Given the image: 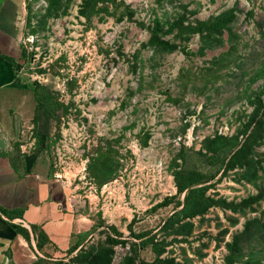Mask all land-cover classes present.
I'll list each match as a JSON object with an SVG mask.
<instances>
[{
    "label": "rangeland",
    "instance_id": "1",
    "mask_svg": "<svg viewBox=\"0 0 264 264\" xmlns=\"http://www.w3.org/2000/svg\"><path fill=\"white\" fill-rule=\"evenodd\" d=\"M115 1L108 4L113 13L86 19L78 12L80 0H68L65 12L40 23L46 0H17L22 88H0V122L17 121L16 112L32 106L34 81L59 101L55 121L47 124L49 166L66 186L72 209L92 218L79 246L104 239L109 225L116 237L131 241L113 244L109 264L133 251L134 264L169 258V264H224L228 254L230 264H264V108L257 115L261 134L251 143L255 172L248 178L239 176L242 167H219L229 144L213 149L211 141L216 134L241 141L252 128L251 112L264 105V0ZM229 8L234 16L229 29H221L220 43L203 46L197 32L174 36L173 29L164 37L174 49L143 44L154 17L166 28L177 18L183 24L207 20ZM19 115L24 122L31 118ZM107 146L115 170L98 184L89 165ZM180 167L205 176L193 186L205 185L202 193L210 199L202 212L179 220L191 223L186 234L164 228L186 190L177 205L174 199L154 205L176 192L172 172ZM252 219L258 222L246 223ZM129 229L143 234L131 236ZM79 246L55 258L40 256L39 264H77L71 256ZM237 246L239 259L231 255Z\"/></svg>",
    "mask_w": 264,
    "mask_h": 264
},
{
    "label": "crops",
    "instance_id": "2",
    "mask_svg": "<svg viewBox=\"0 0 264 264\" xmlns=\"http://www.w3.org/2000/svg\"><path fill=\"white\" fill-rule=\"evenodd\" d=\"M17 3L0 0V53L12 57H0V88H22L16 78L22 55L13 19ZM32 100V106L19 114L32 115L33 96ZM16 114L19 120L0 122V264H33L40 256L64 254L70 244L81 245L92 218L72 209L66 186L51 171L48 133L35 132L30 119L21 121ZM17 226L24 227L27 236Z\"/></svg>",
    "mask_w": 264,
    "mask_h": 264
},
{
    "label": "trees",
    "instance_id": "3",
    "mask_svg": "<svg viewBox=\"0 0 264 264\" xmlns=\"http://www.w3.org/2000/svg\"><path fill=\"white\" fill-rule=\"evenodd\" d=\"M68 0H46V4L44 6V11L41 13L40 23H43L44 19L47 16H56L65 12V7L67 5ZM118 4L119 2L115 0H80V5L78 8V12L84 16L86 19H89L92 14H96L98 18H102V14H110L113 13V10H109L108 4ZM126 14L130 15L131 11L126 9ZM234 13L232 8L227 10H222L214 17L207 20H194L193 22H186L183 24L181 18H177L168 22L166 28H163V22L154 17L152 20V24L147 27L148 36L143 44L149 45L151 47H155L158 50H172L176 47V43L168 38H165V33H170L173 29H176V32L173 31V35H177V33H185L188 37L189 34L197 32L199 34V39L203 43V46L208 45L212 46L216 43L221 42L220 31L222 28H227L228 23L233 18ZM120 17V16H119ZM20 48H23L20 45ZM0 57L8 59L12 61V57L7 56L5 54L0 53ZM32 90V94L35 100L34 110L31 115V120L33 123V129L35 132L42 133H50V129H48V122L53 120L55 121L57 114V109L61 108L60 103L54 97L50 95V93L46 90L44 86L34 81L33 85L30 86ZM263 106V107H262ZM264 105H260L255 109V111L251 112L249 121L252 123V128L245 133V129L242 130L245 134L243 135L242 140H231V138H226L221 134H216L212 137L211 141L215 144L213 149L220 148L223 142H227L229 144V149L219 158V167L223 163V169H229L233 167H242L241 170H237L239 176H244L248 178L250 174H254L253 169V158L250 156L252 142H254L257 137L261 134L259 129L262 127V120L257 117L259 109H263ZM58 119V117H57ZM243 134V133H242ZM48 141V147L49 142ZM236 146L230 152H228L232 147ZM98 147V146H97ZM96 147V149H97ZM203 147L207 150L210 147L209 140L203 142ZM98 153H96L93 157V164L89 165V169L92 171L94 176L97 179V183L100 184L103 179L110 177L113 175L115 170V164L113 162V158H111L108 152H111V148L107 146L106 149H98ZM226 157V159H225ZM225 159V160H224ZM253 170L250 174L247 172ZM173 179L176 188V192L171 195L164 196L160 201L156 202L154 205L159 206L168 203L173 200L174 205L179 203L178 193L182 190H186L183 199L181 201V206L178 209L172 211L170 215H168L165 219L164 228L168 227L171 233H188L190 231V222L189 221H181L180 219L189 217L193 214H197L198 212H202L204 210L205 202H209L210 199L204 197L203 189H205V185L203 186H193L196 182L202 181L205 176H203L198 170L193 169L189 170L188 168L180 167L173 169ZM247 203V202H245ZM4 213H11V210L2 209ZM258 222L257 219H252L250 222ZM176 223V224H174ZM263 223L260 222L259 225ZM92 225V224H91ZM130 226V223L128 224ZM185 227V228H184ZM110 231L106 232L104 239L96 242H89L84 247L79 246L77 251L71 256L72 260H75L77 264H109L110 256L113 252V244L115 243H124L125 238L116 237L114 234H117L118 231L113 225H109ZM163 228V227H162ZM163 228V229H164ZM165 230V229H164ZM17 231L27 236V230L22 226H17ZM129 234L134 237H139L143 233L142 232H133L129 229ZM83 238V237H82ZM147 239H152L148 237L144 240H141L139 243L146 242ZM129 241V240H128ZM131 242V241H129ZM134 243V242H133ZM78 243L70 244L65 252H70L74 248L77 247ZM236 247V246H235ZM234 247V248H235ZM231 247V243H228V249H234ZM155 249V248H154ZM156 252L160 251L159 249H155ZM234 255L236 259L241 257L240 248L237 246L236 251L231 253ZM243 255V252H242ZM136 256V252H132V254H125L120 264H134V257ZM233 258V257H232ZM242 258V257H241ZM41 258L38 257L33 264H39ZM171 258L162 260L165 264L172 263ZM231 257L228 254L225 257L224 264H230ZM249 261V260H246Z\"/></svg>",
    "mask_w": 264,
    "mask_h": 264
}]
</instances>
